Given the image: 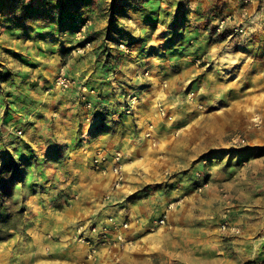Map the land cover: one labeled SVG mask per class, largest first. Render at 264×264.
Listing matches in <instances>:
<instances>
[{
	"label": "rangeland",
	"instance_id": "rangeland-1",
	"mask_svg": "<svg viewBox=\"0 0 264 264\" xmlns=\"http://www.w3.org/2000/svg\"><path fill=\"white\" fill-rule=\"evenodd\" d=\"M52 46H58L59 65H51ZM262 59L264 0H0V241L8 242L2 248L18 238L22 243L14 249L21 246L31 255L74 252L95 263L100 251L113 250L116 231L129 220L124 204L130 196L117 199L115 193L102 197L103 213L62 220L68 215L57 211L64 202L55 191L66 190L72 173H78L74 168L90 158L78 164L68 160L75 148L56 141L49 119L38 136L27 134L24 125L8 130L4 114L25 103L18 104L20 95L36 100L57 88L79 105L109 115L118 103H95L104 89L91 84L95 79L79 81V74L96 70L98 76L120 78L124 107L143 96L155 101L143 148L148 161L136 174L146 181L147 172L159 165L162 175L154 178L155 185L174 187L188 180L204 193L197 188L213 184L212 167L227 170L232 157L249 166L250 157L238 155L240 150L264 153V95L249 94V66ZM63 73L72 79L71 88L57 84ZM42 75L55 81L41 85ZM36 85L42 91L31 90ZM261 86L264 91V82ZM33 135L38 144L31 141ZM236 135L245 142L235 141ZM118 152L113 190L129 181L127 161L136 159ZM91 167L100 169L96 161ZM142 179L132 180L139 190L147 187ZM224 190L231 199L220 186V194ZM177 202L184 204V196ZM191 213L195 216L186 212ZM106 228L109 241L100 232ZM256 244L250 249L254 259L244 264H264V231Z\"/></svg>",
	"mask_w": 264,
	"mask_h": 264
},
{
	"label": "crops",
	"instance_id": "crops-1",
	"mask_svg": "<svg viewBox=\"0 0 264 264\" xmlns=\"http://www.w3.org/2000/svg\"><path fill=\"white\" fill-rule=\"evenodd\" d=\"M55 49L58 46H52L48 52L52 66L61 63L59 52ZM40 53H45L43 57L49 56L43 49H40ZM249 69V94L261 97L264 95L261 86L264 82V59L250 64ZM89 72L90 75L87 76L88 73L83 69L82 74H79V81L95 79L91 84L104 89L100 94V101L96 100L95 103H118L109 115L103 114L99 109L83 107L72 95L68 96L55 88L54 95L45 96L46 92L36 100L25 99L26 96L20 95L18 104L23 101L25 103L16 109L9 106L10 109L3 118L8 123L4 126L12 131L14 127L24 125L23 130L28 131L27 134L32 135L29 132L32 131L38 136L43 133L45 121H53L49 127L54 129L52 134L57 137L56 141L75 148L73 158L68 160L73 159V163L78 164L85 158H90V163L88 161L86 165H77L74 168L78 173H72L71 184L66 190L55 191L59 203L64 202V207H57V211L66 210L68 215H60L62 220L67 222L94 212L103 213L102 197L107 193H115L117 199L130 196L124 204L129 227L123 233L128 244L117 243L112 251H100L96 262L91 263L85 260V256L75 255L74 252L48 257L39 250L31 255V251H26L21 246L14 249L18 242L22 243L15 238L9 242L10 247L2 248L1 243L5 240L0 241V264H244L246 259H254L250 249L257 245L256 240L260 239V233L264 231V153L250 154V150H240L237 151L238 155L241 153L243 157H250L249 166L244 165L243 158L241 164H238L237 157H232L231 166L227 170L218 166L212 167L213 184L204 193H198L188 180L180 185L175 183L174 187H165L166 183L160 185L163 188L155 185L154 178L162 175L159 165L154 166L153 172L146 174L145 181L136 173L141 172L139 166L148 161L143 155V148L149 140L146 127L150 117H154V99L143 96L138 104L126 108L121 103V95L124 94L121 91L120 78L116 81L108 76H98L99 72L96 70ZM52 80L55 81V78L48 80L42 75L40 84L45 85ZM41 85L31 87V90H41ZM40 113L42 117L38 115ZM35 135L31 141L38 144L39 139ZM118 149L136 159L127 161L129 165L126 174L129 181L113 190L114 180H117L118 175L113 171L112 164L117 163L114 157ZM91 153L94 154L90 157ZM102 155H105L104 162H101ZM95 161L100 167L98 170L91 167ZM134 178L140 181L142 179L143 185L147 187L139 190L141 186L135 180L132 182ZM151 179L153 181L149 183ZM220 186L229 191L231 199L220 194ZM183 196L184 204L178 203L177 199ZM177 209L179 214L175 213ZM188 210L193 211L195 216L191 213L189 217L186 214ZM164 215L167 221L161 224L159 219ZM224 220L239 227L240 232L222 230L221 224ZM29 238L26 236V239ZM42 241L41 238L40 242ZM230 247L237 250L234 255L228 254L227 249Z\"/></svg>",
	"mask_w": 264,
	"mask_h": 264
},
{
	"label": "built area",
	"instance_id": "built-area-1",
	"mask_svg": "<svg viewBox=\"0 0 264 264\" xmlns=\"http://www.w3.org/2000/svg\"><path fill=\"white\" fill-rule=\"evenodd\" d=\"M72 82H73L72 79L69 76L65 75L64 73L61 74L59 76L58 80H57V84L60 87L65 88V89L71 88V86L73 84ZM89 105H91V102H89ZM128 111H130V110H128ZM234 140L235 141L245 142V138H242L241 135H236L234 137ZM120 155L121 154L119 152H117L116 158L119 159ZM103 159H104V156H101V160L102 161L100 159H98V161L103 162ZM115 170L119 171V168L116 167ZM208 186H209V182H203L201 185L198 186L197 190L201 192V191L205 190ZM221 195L224 198H227L228 197V192L224 190V192ZM226 215H227V217H229L228 213H226ZM166 221H167L166 215H164L162 218L159 219V223H161V224H165ZM120 226H121V228L126 229V228L129 227V223L126 221V222H123ZM121 228L118 231H116L117 240H116L115 243H120L122 245H127L128 244V240H127L126 236L124 235V233L121 231ZM221 228L224 231H228L229 230V231H233V232H236V233L240 232V228L237 227V226H232L229 220H224L222 222V224H221ZM100 232H101L102 238L105 241H109V239H110V237H109L110 230L106 228V229H103ZM79 240H82V238H80Z\"/></svg>",
	"mask_w": 264,
	"mask_h": 264
},
{
	"label": "bare ground",
	"instance_id": "bare-ground-1",
	"mask_svg": "<svg viewBox=\"0 0 264 264\" xmlns=\"http://www.w3.org/2000/svg\"><path fill=\"white\" fill-rule=\"evenodd\" d=\"M156 105H157V104H156ZM156 105H155V106H156ZM162 110H163V109H162ZM162 110H161V111H162ZM210 119H211V118H210ZM209 121H210V120H209ZM200 127H201V126H200ZM185 139H186V138H185ZM142 171H143V170H142ZM147 173H148V172H147Z\"/></svg>",
	"mask_w": 264,
	"mask_h": 264
}]
</instances>
